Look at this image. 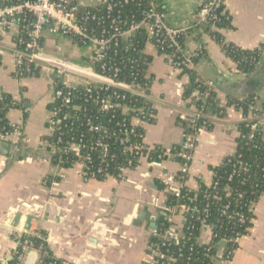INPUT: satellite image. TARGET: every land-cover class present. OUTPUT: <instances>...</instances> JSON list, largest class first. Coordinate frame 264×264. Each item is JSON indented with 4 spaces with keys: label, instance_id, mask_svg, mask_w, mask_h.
<instances>
[{
    "label": "crops",
    "instance_id": "0c3cea01",
    "mask_svg": "<svg viewBox=\"0 0 264 264\" xmlns=\"http://www.w3.org/2000/svg\"><path fill=\"white\" fill-rule=\"evenodd\" d=\"M154 1L164 7L170 26L189 24L195 9L189 0ZM224 8L232 25L231 30L220 31L226 41L248 50L264 44V0H225ZM1 40L0 91L17 102L7 117L21 128L5 140L11 143L9 153H0V264H11L18 240L28 234L24 230L28 216L32 217L29 232H44L46 246L56 261L53 264H146L153 227L148 217L139 221L138 215L142 210L159 218L163 215L166 197L159 184L167 185L174 179L179 161H143L126 170L119 180L85 179L79 165L64 169V178H54L58 169L42 145L52 100L50 82L43 77L14 76L12 40ZM199 41L204 43L205 56L195 70L203 80L216 82L217 89L216 107H208L206 113L210 127L200 132L187 171L184 185L191 190L201 184L209 186L212 168L236 151L242 115L227 104V97L253 95L256 103L264 104L259 97L264 99V55L255 76L240 73L221 81L220 75L232 67V61L207 32L189 38L187 49L194 52ZM44 45L48 52L76 62L89 54V48L61 36L47 35ZM143 51L150 57L146 73L152 79L150 95L155 113L153 122L144 126L143 141L172 149L183 139L185 122L179 115L189 106L182 95L189 78L174 70L150 43H145ZM48 177L53 180L47 182ZM17 213L20 218L12 226ZM253 216L248 234L238 239L230 264H264V192L253 205ZM159 218L152 222L156 225ZM173 223L181 228V216ZM199 239L208 242L210 232L203 230Z\"/></svg>",
    "mask_w": 264,
    "mask_h": 264
},
{
    "label": "built area",
    "instance_id": "2783aa9c",
    "mask_svg": "<svg viewBox=\"0 0 264 264\" xmlns=\"http://www.w3.org/2000/svg\"><path fill=\"white\" fill-rule=\"evenodd\" d=\"M224 2L225 0H204L203 5L191 15L189 24L173 27L167 23L164 7L154 0H145V2L144 0H0V42L4 37L12 40L14 76L43 77L50 82L52 100L48 105L46 134L42 137V145L47 149L50 160L52 161V156L55 154L59 153L61 156L72 151L77 159L69 168L79 165L81 175L85 179L97 180L114 158L113 155H109L111 149L109 143L102 139L88 142L84 132L75 134L72 133L71 127L69 132L67 128L73 125L74 120H79L88 132H105V126L99 121V114L110 113L113 118V113L117 112L120 115L115 121L118 129L112 136L115 137L122 153L134 156L136 165L119 167L118 177L115 179H123L126 170L137 167L143 161L159 163L168 158H178V173L169 184L165 185V191L179 198L185 186L193 151L200 141V132L207 129L205 100L211 93L216 92L217 85L212 80H203L200 77L204 90H195L187 99L190 105L179 115L185 122V129L182 142L178 146L165 149L159 145H146L143 139L139 142L130 141L128 136L136 133V127L144 129L146 124L153 122L155 114L150 95L152 79L146 73L150 57L144 53L143 48L145 43L153 45L158 55L176 71L182 72L185 68L196 71V63L192 58L205 51V46L199 41L197 49L191 52L186 47V41L192 36L206 32L204 25L216 18V12L222 14L225 11ZM131 3L137 5L136 13L123 17L122 9ZM210 29L216 30V27L210 25ZM137 32H143L145 35L143 47L139 51L146 65L141 78H138L135 60L128 55L130 38ZM47 35L61 36L77 46L89 48V54L79 62L54 55L45 48ZM181 39L184 42H181ZM166 48H170V51H165ZM120 54H122L121 58ZM232 63V67L220 75L221 81L229 80L232 76L241 73L237 64ZM127 65L129 70L126 76L124 68ZM238 99L242 101V98ZM76 100L97 105L95 113L93 114L91 109ZM137 100H141L145 106L136 107L133 102ZM195 101H202V105L196 106ZM238 111L242 115L240 123H244L249 132L243 133L239 123L237 139H252L253 132L259 130L261 140L264 141V106L255 101L249 104L246 110L240 107ZM20 128H15L12 133L0 134V142L18 133ZM66 132L70 134V141L67 146H61L62 136ZM47 137H54L53 141H48ZM93 152L98 153L96 160L92 159ZM61 163V159L56 164L53 163L58 169L53 176L56 179L65 176L62 171L67 168L61 167ZM254 204L251 202L248 206L252 215ZM188 209L189 207L184 204L176 203L172 206L164 204L162 213L165 224L160 226L156 224L151 229V237L156 238L157 241L148 245L150 259L146 264H173L176 257L164 254L161 251V247L164 246L171 244L178 246L180 252L178 257L183 255V249L189 251L193 249L192 244L188 246L191 233L185 240L180 241L181 228H176L173 223V219L178 215L185 221V213ZM227 209L228 205L224 206L220 213L225 215ZM208 216V209L205 208L202 215L193 217L199 225L195 243L205 245L210 250L214 239H217L216 250L218 255L223 256L216 264H230L236 248L226 249V245L232 241L237 245L240 237L234 240L227 236L219 237L208 223ZM252 220L249 219L250 222ZM239 222H245V218L240 216ZM203 230L210 232L208 242L199 239ZM33 235L28 232L18 240L11 254L13 264H21L29 248L41 251L37 264H45L43 258L47 255V251L43 245H34L30 239Z\"/></svg>",
    "mask_w": 264,
    "mask_h": 264
},
{
    "label": "trees",
    "instance_id": "16d2710c",
    "mask_svg": "<svg viewBox=\"0 0 264 264\" xmlns=\"http://www.w3.org/2000/svg\"><path fill=\"white\" fill-rule=\"evenodd\" d=\"M145 2V0H144ZM92 11L94 9L90 8ZM137 5L129 4L122 9L123 17L129 16L131 13H136ZM210 25H214L216 30H211ZM231 18L226 12V10L221 14L216 12V18L208 21L204 25V30L209 33L214 41L220 46L222 52L228 57L232 62L237 64V68L244 75H249L254 73L258 64L261 62L264 55V44L260 45L258 48L248 50L242 49L233 43L226 41L220 33L221 30H231ZM144 33L137 32L130 38L131 41L128 44L129 53L131 59L135 60V68L137 71L138 78H141L145 72V63L139 51L142 49L144 44ZM182 40V41H181ZM181 42H184L181 39ZM122 47L124 45L122 44ZM165 51H170V48H166ZM205 56V51L198 53L192 58L194 63H197L199 59ZM122 54H120V58ZM148 60V59H147ZM126 76L128 74L129 66L124 68ZM182 73L188 75L189 81L184 87L183 98L188 99L195 90L203 91L204 85L200 76L196 71L185 68ZM215 93H211L210 96L205 100L204 111L207 113L208 107L215 106ZM238 98H242L239 101ZM78 103L84 104L91 112L94 114L97 105L93 103L85 104L80 100H76ZM254 96L249 95H229L227 97V104L233 106L236 110L242 107L246 110L247 106L254 103ZM133 104L137 106H145L141 103V100L134 101ZM196 106H201L202 101H195ZM190 105V103L188 104ZM18 104L13 100V97L5 92L0 91V134L4 135L7 133H12L15 128H19L18 125L13 124L9 121L7 113L11 108L17 107ZM264 106V104H263ZM62 109H66L62 107ZM120 115L115 112L113 113V118H111L110 113H100L98 118L99 121L105 126V132L92 133L88 132L81 122L73 121V125L67 128L69 132L70 127L73 130L72 133L79 134L84 132L86 134V141L91 142L95 139H102L108 142L111 149L109 155H113L112 161H108V166L104 174L97 177L98 181H103L107 176L117 178L119 167H133L136 165V161L133 155L128 153H122L120 147L115 141V137L112 136L113 133L117 132V127L115 126V121L118 120ZM207 128L210 127L209 123H206ZM240 130L248 134L249 130L244 126V123L239 124ZM136 133L134 135L128 136L130 141H141L144 137V129L142 127H136ZM54 137H47L48 141H53ZM63 140L60 144L61 146H67L70 141V134L67 132L62 136ZM237 148L233 155L227 156L223 161L216 167L212 168L213 179L209 186L201 184L197 190H191L184 186L181 190V195L179 198L174 197L169 192L165 191V185L159 184L160 189L164 190L166 197V205H174L176 203L184 204L189 207L185 213L186 220L183 221L181 226L182 236L180 241L185 240L189 233H191L190 241L188 246L192 244L193 249H183L182 256L178 257L180 253L178 251V246L171 244L168 246L161 247V251L166 255H172L176 257L173 264H216L217 261L221 260L222 254L218 255L215 244H217V239H214L213 246L210 250L207 249L205 245H197L195 243V236L198 234L199 225L198 222L194 221L193 217L203 214L205 208L208 209V223L211 225L214 233H218L219 237L227 236L231 239L239 238L243 235L248 234V230L252 225L249 219H253L254 216L249 211V204L255 203L260 194L264 192V141L261 140V133L259 130L253 132V138L248 140H238L236 139ZM98 153H92V159L96 160ZM61 159V167L69 168L72 163L77 159L74 152H69L67 154H62L61 156L55 154L52 156V162H56ZM53 180V178L48 177L47 182ZM226 189V190H224ZM228 205L227 213L222 215L220 211L224 206ZM195 209V210H194ZM240 216L245 218V222H239ZM165 224L164 216H160L157 221V226ZM35 246L43 245L47 251V255L43 258L45 264H53L56 261L51 257V254L45 245L44 232H39V235H33L31 238ZM156 238H150L149 243L156 242ZM235 242L227 243L226 249H235ZM13 264V261L11 262Z\"/></svg>",
    "mask_w": 264,
    "mask_h": 264
},
{
    "label": "water",
    "instance_id": "95a60500",
    "mask_svg": "<svg viewBox=\"0 0 264 264\" xmlns=\"http://www.w3.org/2000/svg\"><path fill=\"white\" fill-rule=\"evenodd\" d=\"M189 1L191 2L192 5L195 6L194 12L197 9H199L204 3V0H189ZM231 91H232V87H229V93ZM259 97L262 99V102H264V99H263L262 95H259ZM10 148H11V143H9L8 141H1L0 142V153L2 155H7L9 153V151H10ZM175 161H178V158H176ZM161 215H162V213H161ZM145 217H148L151 220V223H150L151 227L155 226V223L152 222V221H155V219L159 218L158 215L157 216L154 215V214H149L148 215L145 210H142V211H140L137 220H139V221L143 220V219H145ZM19 218H20V214L17 213L15 215L14 219H13L12 226L16 225V223L18 222ZM31 220H32V217L28 216L26 224H25V227H24V230L27 231V232L30 231V222H31ZM221 246H223V243H221ZM40 257H41V251H39V250H37L35 248H29L25 252L21 264H37V262L39 261Z\"/></svg>",
    "mask_w": 264,
    "mask_h": 264
},
{
    "label": "rangeland",
    "instance_id": "374dc122",
    "mask_svg": "<svg viewBox=\"0 0 264 264\" xmlns=\"http://www.w3.org/2000/svg\"><path fill=\"white\" fill-rule=\"evenodd\" d=\"M83 49H81V51H82ZM261 72H262V70H261ZM248 76V78H250V77H253V76H255V74L254 73H252V74H249V75H247Z\"/></svg>",
    "mask_w": 264,
    "mask_h": 264
}]
</instances>
